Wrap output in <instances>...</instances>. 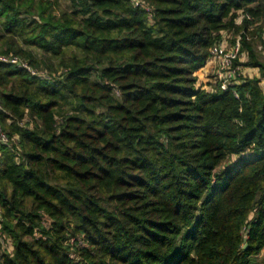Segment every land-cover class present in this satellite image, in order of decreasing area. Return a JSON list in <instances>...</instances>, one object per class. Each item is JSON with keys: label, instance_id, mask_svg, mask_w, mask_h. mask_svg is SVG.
Here are the masks:
<instances>
[{"label": "trees", "instance_id": "obj_1", "mask_svg": "<svg viewBox=\"0 0 264 264\" xmlns=\"http://www.w3.org/2000/svg\"><path fill=\"white\" fill-rule=\"evenodd\" d=\"M140 1L150 12L130 0H0V56L47 75L0 61L11 140L0 145V232L12 246L0 264L260 254L264 61L249 29L259 36L264 0ZM238 11L251 20L237 24ZM239 33L260 76L197 85L209 48Z\"/></svg>", "mask_w": 264, "mask_h": 264}, {"label": "built area", "instance_id": "obj_2", "mask_svg": "<svg viewBox=\"0 0 264 264\" xmlns=\"http://www.w3.org/2000/svg\"><path fill=\"white\" fill-rule=\"evenodd\" d=\"M135 6H141L147 12H150V8L140 0H130ZM150 16V15H149ZM245 17L247 20H251V17L246 14L244 15L241 11L237 12L236 23L241 24V20ZM261 24V31L259 33L260 44L257 49L264 54V14ZM255 27V26H254ZM253 25L250 29L254 28ZM242 33H239L234 41L231 43H220L214 44L209 48V59L207 65H211L213 68V79L215 83L218 84L221 90H227L229 87L238 85L241 83V66L240 63L245 58V52L242 50ZM246 39L249 40L250 37L246 35ZM0 61L4 63H10L13 65H18L19 67L26 69L34 76L47 77L42 72L37 71L36 69L31 68L25 61L20 60L16 56H0ZM235 97H238L237 94H234ZM1 111V106H0ZM10 138L8 137L7 132L3 129L0 123V145H6L10 143ZM244 233L247 234V229H244ZM246 237V236H245ZM0 251L2 249H7L8 251L12 250L10 239L5 237L4 234L0 232ZM10 247V249H9ZM264 251V246L261 249V252Z\"/></svg>", "mask_w": 264, "mask_h": 264}, {"label": "rangeland", "instance_id": "obj_3", "mask_svg": "<svg viewBox=\"0 0 264 264\" xmlns=\"http://www.w3.org/2000/svg\"><path fill=\"white\" fill-rule=\"evenodd\" d=\"M60 7L63 9H69L70 8V0H58ZM258 25H261L260 22L258 23ZM255 27L252 29H249V35L253 36V40H251L250 42H252L253 47H254V51L257 54V57L260 61H264V54H262L259 49H257L258 45L260 44V40L258 38L257 33L259 31H255ZM248 35V36H249ZM250 37V36H249ZM233 39V36L231 34H227V37L225 38L224 42L226 43H230V41ZM251 39V37H250ZM33 53L35 54V56L37 57L38 60H41L43 58V55L41 53V51H39L36 48H30ZM245 52V58L242 60V62L240 63L241 66V71H242V75H241V79L245 80V79H251L254 76H260L259 72L257 69L251 68V67H247L245 66L246 62H247V56H246V51ZM48 57V56H47ZM50 61L52 62L53 65H56L57 60L55 58L50 59ZM43 66V65H41ZM61 71V69L59 70V72ZM196 77H197V85L201 84L204 85L203 87H205L206 83H215L214 79H213V68L211 65H206L205 69L200 71L198 70V72L195 73ZM229 162H225L223 165H229ZM48 224V223H45ZM246 236V234L244 233V237ZM263 248V247H262ZM261 248V249H262ZM10 249V247H9ZM264 261V251L261 252L259 255L254 256L253 258H251V264H263Z\"/></svg>", "mask_w": 264, "mask_h": 264}, {"label": "crops", "instance_id": "obj_4", "mask_svg": "<svg viewBox=\"0 0 264 264\" xmlns=\"http://www.w3.org/2000/svg\"><path fill=\"white\" fill-rule=\"evenodd\" d=\"M205 67H206V66H205ZM205 67H203V68L201 69V70H202V72H203V70L205 69ZM201 70H200V71H201Z\"/></svg>", "mask_w": 264, "mask_h": 264}, {"label": "water", "instance_id": "obj_5", "mask_svg": "<svg viewBox=\"0 0 264 264\" xmlns=\"http://www.w3.org/2000/svg\"><path fill=\"white\" fill-rule=\"evenodd\" d=\"M246 246H247V244L244 245V247H246Z\"/></svg>", "mask_w": 264, "mask_h": 264}]
</instances>
